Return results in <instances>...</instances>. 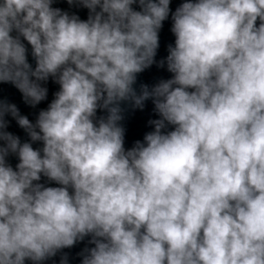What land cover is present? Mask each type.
Listing matches in <instances>:
<instances>
[{
	"label": "clouds",
	"instance_id": "1",
	"mask_svg": "<svg viewBox=\"0 0 264 264\" xmlns=\"http://www.w3.org/2000/svg\"><path fill=\"white\" fill-rule=\"evenodd\" d=\"M66 2L87 19L0 0V83L31 108L59 86L34 122L0 98V264L89 236L82 264H264V0ZM153 64L172 77L138 91ZM149 100L153 131L126 149V113Z\"/></svg>",
	"mask_w": 264,
	"mask_h": 264
}]
</instances>
